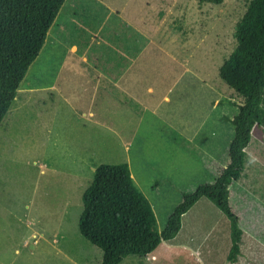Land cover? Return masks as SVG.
I'll return each mask as SVG.
<instances>
[{
	"label": "rangeland",
	"instance_id": "1",
	"mask_svg": "<svg viewBox=\"0 0 264 264\" xmlns=\"http://www.w3.org/2000/svg\"><path fill=\"white\" fill-rule=\"evenodd\" d=\"M248 1L223 0L212 6L197 0H66L21 86L49 84L54 75L48 77L47 73H55L52 69L58 62L69 61L60 52L50 55L49 48L50 42L54 43L52 32L65 11L79 5L78 16L88 15L91 8L93 16L95 12L102 17L105 12H99L98 5L104 3L113 13L142 22L149 29L153 43L143 50L141 63L148 65V77L143 79L171 85L173 90L169 101L160 103L157 111L171 116L180 129L196 128L198 141L211 146L214 154L223 150L226 162L232 131L225 118L236 114L242 100L220 80L218 70L235 46L234 26ZM65 32L68 39L71 34ZM67 42L62 46L69 50ZM74 50L78 55L84 46L80 43ZM159 90L156 86L155 93ZM17 97L21 105L15 99L0 123V264H101V251L78 231L81 196L93 178L91 164L96 168L127 163L126 155L116 138L103 130L99 131V144L92 146L96 134L75 113V102L66 104L53 92ZM103 105L108 110L109 104ZM14 111L23 116L21 126L14 125ZM255 122L245 150L244 172L229 187L230 207L243 231L240 249L244 254L252 243L264 245V101ZM163 125L167 127L155 123L158 141L170 136L161 131ZM146 135L156 134L150 130ZM81 140L92 144L86 148L91 161L85 164L78 162ZM204 159L201 152L183 147L167 182L173 186L164 185L156 198L150 189L151 174L143 176L145 183L137 181V187L152 202L158 231L183 193L211 180V173L202 170ZM140 165L131 166L135 174L142 170ZM229 248L228 219L201 198L182 216L172 240L162 242L151 255L130 256L121 264H229L225 259Z\"/></svg>",
	"mask_w": 264,
	"mask_h": 264
},
{
	"label": "trees",
	"instance_id": "2",
	"mask_svg": "<svg viewBox=\"0 0 264 264\" xmlns=\"http://www.w3.org/2000/svg\"><path fill=\"white\" fill-rule=\"evenodd\" d=\"M65 0H0V123L38 58ZM219 6L223 0H197ZM235 46L218 70L220 80L241 98L236 114L225 118L232 136L227 164L211 182L183 193L161 231L144 194L135 185L126 163L100 164L81 196L79 234L102 253L101 264H121L130 256L151 255L164 241L172 240L182 216L206 198L228 219L229 263L240 255L242 230L229 203V187L244 172L245 150L255 128V116L264 101V0H249L233 31ZM224 120V117H223ZM157 182L154 183V188Z\"/></svg>",
	"mask_w": 264,
	"mask_h": 264
},
{
	"label": "crops",
	"instance_id": "3",
	"mask_svg": "<svg viewBox=\"0 0 264 264\" xmlns=\"http://www.w3.org/2000/svg\"><path fill=\"white\" fill-rule=\"evenodd\" d=\"M103 5H98V11L105 12L102 17L95 12L93 16L91 8L88 15L78 16L79 5H73L65 11L59 25L55 27L59 28L57 35L55 29L52 32L51 41L54 43L50 42L49 48L52 49L50 55L60 52L69 61L58 62L54 67L51 65L56 72L47 73L48 77L54 75L49 84L37 86L29 83L25 88L20 85L15 96L16 101L19 98L17 95L25 98V95L37 92H53L66 104L75 102V113L96 134L93 145L85 143L84 140L78 143L81 146L78 162L85 164L91 161L92 154L86 148L91 145L94 147L95 143L99 144V131L103 130L113 135L121 146L136 186L137 181L145 183L143 176L151 174L153 186L157 182L155 188H150L155 198L162 193L164 185H168L174 160L183 147L192 152H201L206 158L202 170L211 173V180L204 183H211L227 164V161L224 162V151L220 155L214 154L216 151L211 146L198 141L196 128L189 131L180 129L173 124L171 116L157 111L160 103L169 101L173 90L171 85L165 86L156 80L150 82L143 79L148 77V65L141 63L143 50L153 43L149 37V29L142 22L125 19ZM74 14L76 17L72 16ZM65 31L71 34L68 39ZM65 42L69 43V50L63 49L62 43ZM80 43L84 46V51L77 55L74 48ZM72 57L75 60H70ZM156 86L160 87L157 93ZM209 101L213 111V100ZM18 103L20 104L19 101ZM103 103L109 104L108 110ZM22 117L14 111L15 126L24 124L21 122ZM157 121L167 124V127L163 125L164 129L161 131L170 135L165 139L159 138V141L155 130ZM150 130L156 135L147 136L146 132ZM134 164H141L142 170L137 171L138 176L131 167ZM90 169L94 171L95 167L91 164ZM149 202L152 206L151 200ZM229 264H264V245L252 243L245 254L240 249L237 261Z\"/></svg>",
	"mask_w": 264,
	"mask_h": 264
}]
</instances>
